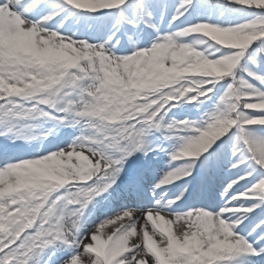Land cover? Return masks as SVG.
Wrapping results in <instances>:
<instances>
[{
  "label": "snow or ice",
  "instance_id": "obj_1",
  "mask_svg": "<svg viewBox=\"0 0 264 264\" xmlns=\"http://www.w3.org/2000/svg\"><path fill=\"white\" fill-rule=\"evenodd\" d=\"M0 264H264V0H0Z\"/></svg>",
  "mask_w": 264,
  "mask_h": 264
},
{
  "label": "rangeland",
  "instance_id": "obj_2",
  "mask_svg": "<svg viewBox=\"0 0 264 264\" xmlns=\"http://www.w3.org/2000/svg\"><path fill=\"white\" fill-rule=\"evenodd\" d=\"M163 160H164V162H166L167 157H164ZM164 162L161 163V165H160L161 168H165L166 167V163H164ZM223 175L226 177L228 175V173L224 172Z\"/></svg>",
  "mask_w": 264,
  "mask_h": 264
}]
</instances>
